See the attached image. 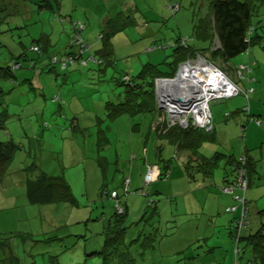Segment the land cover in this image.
Listing matches in <instances>:
<instances>
[{"label": "rangeland", "instance_id": "374dc122", "mask_svg": "<svg viewBox=\"0 0 264 264\" xmlns=\"http://www.w3.org/2000/svg\"><path fill=\"white\" fill-rule=\"evenodd\" d=\"M62 1L65 8V12H61L63 15V13H68L66 11L73 5L74 0ZM170 2L173 4L180 3V10L175 15L172 14L171 6H168V0H147V4L136 5L137 9L126 7L123 14L119 13V16L124 17L125 15H132L133 20H139L140 26L132 23L131 27H126L112 38L111 42L117 60L116 69L113 70L109 67L108 73L100 79L101 83L98 84L95 80V82H91V85L87 86L83 85L80 80H76L78 82L73 81L70 86L69 83L65 82L64 77L69 74V77L73 78L76 76V71L69 73V70L62 71L58 66L54 68L55 71L48 72L45 75L35 72L39 67H43L47 57H42L29 51V45L40 43L38 41L39 33L43 29H46L48 33L53 30L48 24L47 18L40 16L42 12L39 13L38 11L30 20L25 21L24 24L26 26L22 24L25 27L20 29L14 27L6 29V24L0 23V41L8 42L10 49L14 47V44L18 46L21 52H26L24 58L17 57V59L20 58L22 60L23 67L16 71V82L9 83L4 80L1 86H4L5 94L2 96L0 93V113L6 112L3 118L0 117V142H12L17 147L5 170L6 176L3 181L8 184H0V189L3 188L0 193L7 195L5 197H13L11 200L3 198L1 200L3 202H0V230L9 231L13 235L20 234L19 240L29 238L34 240L30 243L27 241L20 243L21 245L25 243L28 251L23 254L22 248L20 249L19 263L36 259L38 262L45 261L47 264L50 261H53L54 264H101V256L93 255L94 252H99L102 248L95 240V238L100 236L95 234V230L99 229V225L97 223H85L86 211H89L91 207L93 210L92 214L101 216L103 208L99 206L97 200L101 186L107 187V189L116 188L120 194H123L124 179L130 178L131 184L128 186L130 192L139 188L144 191L146 189L151 191L154 188L164 191L163 194L149 197L153 200L164 198V203L158 202L160 207L159 209L157 208V216H153L146 222H141L140 226H138L139 224L132 227L129 226L125 231V242L130 245L129 254L134 259L135 264H209L210 262L220 264L222 260V264H228L225 261L226 255L222 253L223 248L226 246L222 236L224 232H227L224 229L225 225L223 226V217L227 214H223L221 210L224 205L210 199L204 200L203 192L200 191L195 193L190 191L187 194H183L184 186L182 184H179L176 193H171V189H175L176 186L172 188L169 184H163L162 180L154 188V185L148 187L144 184L142 168L144 170L145 159L143 158V147H140L141 142L138 145V139L135 138L138 135L134 129L136 127L140 128L141 126L139 125L143 123L138 119L146 117L144 119V124H147L145 129L149 130L151 114L143 113L141 116L136 115L133 117L128 113L114 111L117 108H120L119 110L124 108L126 87L119 85L115 80L111 81L112 74L116 79H119L124 73L131 77H136L140 72L143 74L142 71L149 69L146 66L148 64L159 68L163 73L171 74L176 66L175 63H172L174 51L171 47L165 46L177 43L179 36H187L193 40V26L200 23L202 14H199L197 8H195L194 13L193 7L189 4L190 0H171ZM3 3L4 7L7 6V10L3 11L0 7V20L4 17L6 19L31 17V12L25 13L22 10L21 12L19 10L15 12L14 5L31 4L32 0H4ZM93 3L92 0L88 2L91 6ZM98 5H100L99 1ZM54 11H57L56 8H54ZM51 13L48 10L45 15L50 19ZM12 32L14 34L13 38L9 37ZM56 34L57 32L55 31L54 35ZM5 35H7V38ZM18 35L21 38L17 37ZM61 36V44L60 46L58 45V48L54 46L55 52H53V55L60 58L62 57L60 51L67 47V44L65 45L67 41L65 34ZM51 38H53L52 35ZM96 38H98V34ZM19 40H23L26 48L16 44ZM55 42V39L52 40L53 44ZM213 43L214 46H217L215 47L217 49L218 43H216V40ZM198 44L201 45L202 43L198 42ZM160 45L164 46L165 49H153L154 46ZM190 45L194 46L195 41H191ZM58 49L61 50L59 51ZM51 51L50 48L49 52ZM212 51L209 50L202 55L206 62L200 60L201 58H196L194 63L191 64L204 62L221 70L220 66L225 67L226 64L219 63L218 59H216V62L211 61ZM251 53L250 59L256 65L252 66V73L256 74L259 80L258 87L260 85L264 89V49L259 47L252 48ZM2 55L5 57L3 58ZM0 58H3L0 63H12L13 60L12 53H9L4 48H0ZM247 58L249 57L246 55H239L237 60L246 61ZM31 63H34L35 70L29 69L28 66L31 67ZM93 66L98 68L96 64ZM206 67L204 68H209ZM183 71H186L185 68L180 70L179 66L176 75L171 77L173 82L176 83V87L182 88L185 84L184 79L188 78L189 72L183 73ZM211 72L208 74L205 70L201 73L207 79H210L214 75L213 69H211ZM22 78L29 80L21 81ZM230 83L232 84L231 81ZM161 84L158 88L162 89L165 98H167L168 85ZM240 85H242V82ZM169 91L172 93L168 92L170 94L168 98L175 99L173 93L177 90L172 87ZM114 92L117 94L116 97ZM263 92L261 93L262 97H264ZM235 94L233 93L229 97ZM56 95H61L64 104L59 106L54 101ZM106 102H112V104L105 105ZM161 103V100L159 103L157 102L158 108L164 112L167 122L169 124L175 122L176 119L169 117L163 106L159 105ZM221 103H227L232 108L239 101L234 99L232 101H222ZM205 113L208 115L207 112ZM223 115L224 113L222 112V118ZM190 117H192L191 114ZM207 119L208 123L204 126L200 125L199 129H208L210 127L211 119L210 117H207ZM170 125L172 126V124ZM215 127L216 131L221 135L218 138L222 139V143L225 146H228V142H232L231 144L235 145L234 139H231L230 136L224 139L225 133L229 130H226L227 127L224 124V120L218 121ZM262 129L264 130V125ZM145 133L147 135L148 131ZM241 142L243 141L241 140ZM154 144H156V141L153 140L152 136V142H149L146 146L151 154V156L147 154V158L150 160L149 163L153 161L157 163V160L159 162V159L155 156L156 151L153 150ZM157 144L165 143L158 140ZM220 145L216 147L221 148ZM205 148H207V145ZM169 149L168 146H165L162 150L166 153ZM136 151L138 153H135ZM212 151L213 149L209 150L208 153L211 155ZM80 152L82 153L81 155ZM57 157L59 160H57ZM141 160H143L142 163ZM30 164L38 165L40 171L50 175H57L58 164H60L64 168L65 179H67L68 185L77 201L75 206L66 203L39 207L27 204L22 184H17V180L20 181L22 178L21 170ZM176 172L178 171L174 170L172 172L171 181L177 180L178 182L182 178L178 177V175H182L179 173L176 175ZM219 172V169H216L214 175L215 178L218 177V180ZM33 173L37 175L38 172L34 171ZM11 182L13 184H9ZM262 188H264V185ZM252 190H256V192L251 194ZM190 194H193V199H188L187 196ZM247 194L248 199L252 200L253 204L258 206V209L264 213V190L260 193L259 188L257 189L254 184H251V187L246 191ZM195 195L199 197V204L195 201ZM211 197L214 196L211 195ZM126 198L128 201L133 198L131 202L136 204L132 212H130L129 222H136L142 217L143 213L146 218L148 217L151 212L148 211L149 209L142 214L139 211L140 205L145 209L146 203L142 202V200H147L148 197L130 194ZM106 205L104 206V215L108 217L113 212L114 200H110ZM211 208L217 213L215 219L217 223L214 226L211 224L208 226L206 222ZM253 211L251 207L250 219L252 218V221L256 222L261 213L257 214L256 211ZM192 215L193 219L188 220V217ZM74 223L76 225L71 228ZM93 224L94 230L90 227ZM153 224L154 232L150 228ZM143 229H145L144 233L152 232V235L156 236L154 248L148 247L150 241L148 239L145 240L144 237L130 244L131 240L138 238V232ZM10 233L3 236L10 237ZM25 233L32 236L25 237ZM74 234L85 235L86 238L79 237L76 239L72 236ZM63 237H66V239H62ZM49 238H54L55 240H49ZM70 240L72 241V247H69ZM65 243V247L60 246L57 250H53L51 255L44 252L45 247L50 249ZM241 246L242 243H240ZM209 247L213 249H209ZM230 248L232 247L230 246ZM46 251L49 252V250ZM54 255H57V257H49ZM238 261L239 264H242L243 258L240 257Z\"/></svg>", "mask_w": 264, "mask_h": 264}, {"label": "trees", "instance_id": "16d2710c", "mask_svg": "<svg viewBox=\"0 0 264 264\" xmlns=\"http://www.w3.org/2000/svg\"><path fill=\"white\" fill-rule=\"evenodd\" d=\"M3 1L0 0V7L4 11L7 10V6L4 7ZM170 1L171 0H168V6H171L172 14L175 15V13L180 10V3L173 4ZM189 4L193 7L194 13L195 8L199 10V14H202V18L199 24L193 26V40L187 36H179L177 43L165 46L171 47L174 51L172 63L176 64L175 70L171 74L163 73L159 68L148 64L146 66L149 67V69L142 71L143 74L140 72L136 77H131L124 73L119 79H116L112 74L110 78L111 81L115 80L119 85L126 87L124 108L121 110L117 108V110L114 109V111L118 113H128L133 117L136 115L141 116L143 113L151 114L149 130L145 129L147 124H144V119L146 117L139 118L138 120L143 123L140 125L138 124L141 126L140 128L136 127L134 129L138 135L135 136V138L138 139V145L141 142V148L147 149L146 146L148 143L152 142V136L154 141L160 138H166L170 142L167 143L165 141L166 143L162 145L163 147L157 144L153 148L154 151L158 149L155 155L159 159L157 163H154V161L149 163L150 160L147 158V154H150L149 149L143 153V158L145 159V170L143 171L144 184L148 187L154 185V188L157 187V185L160 184L159 181L162 180L163 184H169L172 188L176 186L175 189H171V193H176L179 184H176V182L173 183L175 180L171 181L172 172L174 170H177L187 183L190 182L195 187L203 182L207 183L211 180L216 182L219 181L220 184H212L211 186L214 191V197H212L211 200L218 203L220 196L223 195L228 196L230 200H232V204L221 208L223 214H230V216H233L230 217V219L232 218L230 220L231 222L227 220L229 218H226V215L223 217V226L225 225L224 229L227 230L222 236L226 244L222 250V253L226 255L225 261H227L228 264H239L238 259L241 257L243 258L242 264H264V213L259 210L258 206L253 204V201L249 200L246 195L247 189L250 188L252 184L250 181L251 173L257 174L259 178L260 176L264 177V130L262 129L264 125V97L261 96L264 89L261 88L260 85L258 87L257 84L259 80L256 74L254 75L252 73V66L255 65L253 63L254 61L252 62L251 60L245 63V61L237 60L239 55H246L249 57L247 59H250L252 48L259 47L264 49V0H190ZM59 6L60 0H32L31 4L22 3L21 5H14L15 12H17V10L25 12L27 11V7H33L35 8V13L38 11L41 13L40 11H42L43 15L46 11L50 10L52 12L50 22L56 26H61V28L55 27L52 32L50 31L53 38H51L50 33L47 35L41 31L38 39L41 44L32 43L29 45V51L42 57H47V60H45L46 62L43 63V67H39L35 72L45 75L48 72L55 71L54 68L58 66L62 71L69 70V73L76 71V76L73 78L69 77V74L64 77L65 82L69 83L70 86L73 81L75 82L76 80H80L85 86L91 85V82H95V80L98 84L101 83L102 81L100 79L105 77L108 73V68L111 67L115 70V66L117 65L114 47L111 42L112 38L126 27L132 26V23L136 26L139 25V20H133L132 15H125L124 17L119 16V12L116 13L105 21L103 28L100 30V34H98V38H96L97 42L94 47V45L91 46L82 35L85 29L83 22L71 14L62 15L61 12H59ZM54 8H56L57 11H54ZM80 12L83 14V10ZM123 12L124 11L120 13L123 14ZM35 13L31 12V17H33ZM18 19L20 18L6 19L4 17L0 20V23L6 24V29L12 27L20 29L15 26V22H13ZM21 20H24V18ZM23 26L21 24L19 27L23 28ZM64 26H68L71 30ZM55 31L57 32L56 35H54ZM63 34H65L67 38L65 43L67 47L63 51L58 49L62 56L60 58L53 55V52H55L54 46H56V48L60 46L61 35ZM13 35L12 32L9 37L13 38ZM5 36L7 38V35ZM17 37L21 38L20 35ZM54 39L56 41L55 44L52 43ZM33 40L35 41L34 38ZM215 40L216 43H218L217 49L215 48L217 46H214L213 43ZM78 41H82L84 44L78 45ZM191 41H195L194 46L190 45ZM198 42L202 44L199 45ZM16 44L26 48L23 40H19ZM13 46L14 47L10 49L8 42L0 41V48L8 50L13 56L12 63H0V93L2 96L5 93L3 90L4 86H1L3 85L1 83L4 82V80L9 83L16 82V71L23 67L20 58H24L26 54V52H21L18 46L14 44ZM165 47L160 45L154 46L153 49L161 50L165 49ZM50 48L52 50L51 52H49ZM209 50H213L210 57L211 61L216 62V59H218L219 63L223 65L226 64L225 67L220 66L221 71L224 72L225 76L236 86L238 92H236L234 96H227L219 100L213 99L209 102L208 107L211 120L208 129H199V126H193L191 122L186 128H183L178 123L171 126V123L169 124L167 122L164 112L158 109L155 95V80L161 77H172L179 65L186 61H194L197 57H202V55ZM2 57L4 58L5 56L2 55ZM17 57L20 58L17 59ZM3 58H0V60ZM95 64L98 65V68L93 66ZM28 67L29 69L32 68L35 70L34 63H31V67ZM27 80L29 79H21V81ZM241 82L242 85H240ZM114 96L116 97L117 94ZM251 97H253V99H251ZM234 99L238 100L239 103L232 106V108L227 103H221L222 101L226 102ZM54 101L57 102L59 106L64 104L61 95H56ZM109 103L112 104V102H106L105 105ZM222 112L224 113L223 118L221 117ZM5 113L4 111L1 112L0 117L3 118ZM221 119L224 120V124L227 127L226 130L229 129L225 133L224 139L230 136L231 139H234L235 145H232V142H228V146H225L222 143V139L220 140V138H218L221 135L216 131L215 125ZM153 129H155V132ZM147 131L148 134L146 135L145 132ZM252 133L256 135V140L253 145H250ZM241 140L243 142H241ZM206 145L207 148H205ZM217 145H220L221 148H217ZM165 146L170 148L166 153L162 150ZM204 149L205 151H203ZM211 149H213V151L210 155L208 151ZM16 150L17 147L12 142H0V181H3L5 178L6 166L11 161ZM81 154L80 152V155ZM57 160H59L58 157ZM81 160L83 161L82 158ZM155 164L158 165L156 166L158 169L156 176L154 175L150 180L146 181V175L148 173L153 174L154 168L152 165ZM63 169L64 168L58 164L57 175H50L40 171L36 164H30L25 169H22L21 171L25 175H23L24 181L22 182V187L24 189L23 191L27 204L39 207L66 203L75 206L77 201L68 185L69 183L65 179ZM216 169L220 171L219 180L218 177L215 178L214 176ZM229 169L232 170V173L226 176L227 174L225 173ZM34 171L38 172L37 175L33 173ZM222 172L225 174L223 178L221 177ZM124 184L123 194H120L116 188L107 189V187L101 186L97 196L98 204L103 208L101 216L92 214L93 210L91 207L89 211H86L85 223H97L99 225V229L95 230V234L102 236V248L99 252H94L93 255L101 256H99L101 258V264H135L134 259L129 254L130 245L125 242V231L129 226L132 227L137 224L140 226L141 222H146L153 218V216H157V208L159 209L160 207L158 202L161 201L162 203L164 199L160 198L153 200L149 198L156 194H163L164 191L161 189L154 188V190L151 191H148L149 189L144 191L139 188L130 192L128 189L129 184H131L130 178L127 180L124 179ZM263 185L264 184H262V186ZM182 186H184L183 194L190 192L191 189L187 187L189 186L188 184H182ZM262 186L259 188L260 193L264 190ZM227 189L231 192H226L225 190ZM130 194L148 197L147 200H142V202L146 203L145 209H143L142 205H140L139 208L141 214L148 209V211H151L147 218L143 213L142 217L136 222H129L130 212H132L135 207L131 202L133 198H131L130 201L126 198V196ZM208 199L209 198H204V200ZM110 200H114L113 212L107 217V215H104V206L108 204ZM195 201L199 204V199ZM251 207L252 211L255 209L254 211H256L257 214L261 213V216L256 219V222L252 221V218L250 219L249 213ZM216 216L217 213L211 208L210 215H208V219L206 220L208 226L210 224L212 226L216 225ZM189 219H193V215L189 216L188 220ZM74 225H76V223H74L71 228H73ZM90 227H92L93 230L95 228L94 224L90 225ZM153 227L154 224L150 226L152 231L154 230ZM145 229L140 230L138 232V238L131 240L130 244L144 237L145 240L148 239L150 241L148 247L154 248L156 236H153L152 232L144 233ZM24 236L31 237L32 235L25 233ZM72 236L76 239L79 237L86 238L85 235L82 236L81 234H74ZM19 237L20 234L13 235V233H11L9 237L11 241L5 243V251H8V255L0 259V264H7L9 263L8 261H11V263L14 262L11 256L17 260V257L10 253L12 249H17L15 242L20 244L23 241H34L30 238L19 240ZM97 238H95V240H97ZM51 239L52 238H49V240ZM62 239H66V237ZM52 240L54 241L55 239L53 238ZM240 243H242L241 247ZM69 244V247H72V242ZM65 246L66 245H64V247ZM230 246L232 248H230ZM209 249L213 248L209 247ZM54 257H57V255L51 256V258ZM29 264L35 263L30 262Z\"/></svg>", "mask_w": 264, "mask_h": 264}, {"label": "crops", "instance_id": "0c3cea01", "mask_svg": "<svg viewBox=\"0 0 264 264\" xmlns=\"http://www.w3.org/2000/svg\"><path fill=\"white\" fill-rule=\"evenodd\" d=\"M3 1V0H2ZM33 1H35V0H33ZM94 3L92 4V6L91 5H89L88 4V2H89V0H78V1H76V0H74V2H73V5H71L70 7H69V9H68V11H66V12H68V13H66L67 15L68 14H71L72 16H74L75 18H77V19H79L80 21H82L83 22V24H84V27H85V29H84V33L82 34L83 36H84V38L91 44V46H93L94 45V47L96 46L95 44H96V42H97V39H96V35L97 34H100V30L103 28V25L105 24V21L108 19V18H110V17H112V16H114L115 15V13H120V12H122V11H124L125 9H126V7L127 8H135V9H137V6L136 5H138V4H140V5H142V4H147V0H92ZM98 1H99V4L100 5H98ZM63 4H64V2L62 1V0H60V6H59V12H62V11H64L65 12V8H64V6H63ZM98 5V6H97ZM26 7V6H25ZM92 7V8H91ZM94 7V8H93ZM153 7V6H152ZM27 11H25V12H27V13H30V12H32V13H35V8H29V7H27ZM144 9V8H143ZM25 10H26V8H25ZM81 10H83V14H82V12H80ZM40 12H42V11H40ZM64 14V13H63ZM35 15H36V13H35ZM34 15V16H35ZM42 18H47V22H48V24L53 28V29H55V27L56 28H61V26H56L55 24H53L52 22H50L51 20L49 19V17L48 16H46L45 14H43V15H40ZM32 18V17H31ZM30 17H27V18H25L24 20H21V19H18V20H14L13 22H15L14 24H15V26H17L18 28H22V27H19L21 24H24V21H27V20H30L31 19ZM143 18H145V17H143ZM25 25V24H24ZM26 26V25H25ZM25 26H23V27H25ZM64 27H67V28H69L68 26H64ZM63 29V28H62ZM48 30L50 31V29L48 28ZM69 30H71L70 28H69ZM52 32V31H51ZM43 33L44 34H49L47 31H46V29H43ZM50 35H51V33H50ZM246 61L247 62H249V61H251V59H246ZM245 61V62H246ZM154 130V132H155V129H153ZM158 140H161V142H164V143H170L166 138H160V139H158ZM158 140L156 141V144H154L155 146L157 145V143H158ZM256 140V135L254 134V133H252V141H251V143H250V145H253ZM166 141V142H165ZM162 145H164V144H160V146H162ZM163 147V146H162ZM146 150L147 149H145V148H143V153H145L146 152ZM157 150L158 149H156L155 151H156V153H157ZM137 152V151H136ZM138 153V152H137ZM141 163H142V161H141ZM153 166V168H154V172H152L153 173V176L155 175L156 176V173H157V171H158V169L156 168V166H158V165H152ZM144 170H145V166H144ZM143 170V168H142V171H144ZM177 173L178 172H176L175 174L177 175ZM232 173V170H227L226 171V173L225 174H227L226 176H228V175H230ZM143 174H144V172H143ZM224 172H222L221 173V177L223 178L224 177ZM24 173H22V178H21V180L19 181V180H17V184H23L22 182L24 181ZM65 176V175H64ZM179 177H181V176H179ZM250 181H251V183L252 184H254L255 185V188H260L261 186H262V184H264V177H261L260 176V178L258 177V175L257 174H255V173H251V177H250ZM67 180V179H66ZM176 182V184H188L189 186H187L189 189H191L190 191H192V192H197V191H200V192H203V197L204 198H209L210 200H211V195H214L213 194V190H212V188H211V186H212V184H220L219 182H216V181H214V180H211V181H209V182H207V183H201V184H199L197 187H195L194 185H190L191 183L189 182V183H187L186 182V180L184 179V178H181L178 182H177V180H175L173 183H175ZM250 183V184H251ZM0 184H8V183H4V181H0ZM9 184H13V182H11V183H9ZM191 186V187H190ZM3 189V188H2ZM2 189H0V191L2 190ZM196 189H198V190H196ZM256 192V190H252L251 191V194H254ZM187 194V193H186ZM5 196H7V195H3V193H0V202H3V201H1L3 198L5 199V200H7V199H9V200H11V199H13V197L12 196H10V197H5ZM188 197V199L189 198H191V199H193V194H190L189 196H187ZM247 197H248V194H247ZM195 198L198 200L199 199V197L197 196V195H195ZM195 199V200H196ZM134 205H136L135 203H133ZM218 204H222V205H224V206H229L230 204H232V200H230V198L228 197V196H220V199H219V202H218ZM227 217L226 218H229V219H227L228 221H230L231 219H230V217H233V216H230V214H228V215H226ZM132 218V217H131ZM231 222V221H230ZM8 233H10L9 231H7V232H5V231H1L0 230V259L3 257V258H5V255H8V251H5V243H8L9 241H11V238H9L8 236H3V235H5V234H8ZM11 234V233H10ZM227 236V235H226ZM8 237V238H7ZM97 242H98V244L100 245V247H101V245H102V241H101V238H100V236L97 238V240H96ZM27 242H32V240H28ZM70 242H72L71 240H70ZM4 244V245H3ZM15 245H16V247H17V249L15 248V249H12L11 250V254H13V256H16L17 257V260L16 259H14L12 256H11V259L14 261V262H12L11 263V261H8L9 263H7V264H29L31 261H24L23 263H19V261H20V254H21V252H20V249L22 248V253L23 254H26V252L28 251V249H27V246H26V244L24 243V244H22V246L17 242H15ZM64 245H66V243L64 244ZM64 245H59V246H57V247H55V248H50V249H46V247L44 248V252L45 253H49L50 255L53 253V250H57L60 246H64ZM46 250H49V252H47ZM97 250V249H96ZM31 252L33 253V251L31 250ZM44 253V254H45ZM54 253H56V252H54ZM11 254H9V255H11ZM50 258H51V256H49ZM10 259V260H11ZM33 263H35V264H47L45 261H37L36 259H33V261H32ZM49 264H54V262L53 261H50V263ZM203 264V263H202ZM209 264H215V263H213V262H210Z\"/></svg>", "mask_w": 264, "mask_h": 264}, {"label": "built area", "instance_id": "2783aa9c", "mask_svg": "<svg viewBox=\"0 0 264 264\" xmlns=\"http://www.w3.org/2000/svg\"><path fill=\"white\" fill-rule=\"evenodd\" d=\"M78 45L84 44L82 41L77 42ZM200 59V58H197ZM204 61L202 58L200 59ZM206 62V61H204ZM204 62H197V64H191L194 63V61H187L180 65V70L184 69L186 71H183V73L189 72L188 75V81L192 85L193 83H197L199 87V91L194 90L188 83L187 79H184L185 84L183 87L179 88L178 91H174L173 95L175 96V99L168 98L170 94L172 93L169 91V89L174 86L172 78L168 79H157L156 80V98L157 102L161 100L160 106H163L165 109V112L168 114L169 117H173L176 119L173 123H178L183 128H186L189 123L191 122L194 124L195 119H199V116L201 115V119H199L200 123L196 126H204L208 123L207 117H210V113L208 110V104L211 100L217 99V98H225L227 96L232 95L233 93L237 92L236 86L232 83H230V80L225 76V74L220 71L217 67L212 66L210 64H206ZM183 65V66H182ZM209 68H207V67ZM206 67L207 69H205ZM179 68V67H178ZM211 69H213V77H210V79L206 78L201 72L207 71V73H212ZM203 82V83H202ZM167 84L168 89L166 92L167 98H165L164 93L162 89L158 86ZM173 83V84H172ZM176 87V86H175ZM163 93V94H162ZM205 106V108L203 107ZM180 108L179 110H175L176 108ZM186 109V112H181V110ZM207 112L208 115L205 113ZM190 114L192 117H190ZM173 123H171L173 125ZM148 173L146 175V181L150 180ZM226 192H231L229 189L225 190Z\"/></svg>", "mask_w": 264, "mask_h": 264}, {"label": "bare ground", "instance_id": "6f19581e", "mask_svg": "<svg viewBox=\"0 0 264 264\" xmlns=\"http://www.w3.org/2000/svg\"><path fill=\"white\" fill-rule=\"evenodd\" d=\"M189 83V82H188ZM173 84V83H172ZM174 86H172V87H174L177 91H178V89H179V87H175L176 86V83H174L173 84ZM189 85L194 89V90H196V91H199V87H198V84L197 83H193L192 85L189 83ZM159 109V108H158ZM180 108L178 107V108H176L175 110H179ZM181 112L183 113V112H186V109H183V110H181ZM201 117V115L199 116V119H201L200 118ZM199 119H195V121H194V124H193V126H196V125H199V123H200V121H199Z\"/></svg>", "mask_w": 264, "mask_h": 264}, {"label": "clouds", "instance_id": "9594fccd", "mask_svg": "<svg viewBox=\"0 0 264 264\" xmlns=\"http://www.w3.org/2000/svg\"><path fill=\"white\" fill-rule=\"evenodd\" d=\"M197 58H202L203 60H206L204 57H197ZM212 63V62H210ZM180 66V65H179ZM216 67V66H215ZM220 70V69H219ZM221 71V70H220ZM177 72V71H176ZM176 72L174 75H176ZM224 73V72H223ZM168 79V78H171V77H161V78H158V79ZM157 80V79H156ZM156 80H155V95H156ZM156 102H157V98H156Z\"/></svg>", "mask_w": 264, "mask_h": 264}, {"label": "water", "instance_id": "95a60500", "mask_svg": "<svg viewBox=\"0 0 264 264\" xmlns=\"http://www.w3.org/2000/svg\"><path fill=\"white\" fill-rule=\"evenodd\" d=\"M205 108V106H203ZM149 177L152 178L153 177V174H149Z\"/></svg>", "mask_w": 264, "mask_h": 264}]
</instances>
